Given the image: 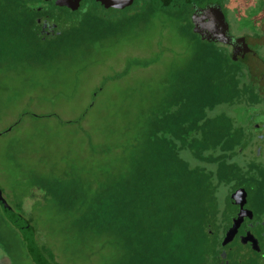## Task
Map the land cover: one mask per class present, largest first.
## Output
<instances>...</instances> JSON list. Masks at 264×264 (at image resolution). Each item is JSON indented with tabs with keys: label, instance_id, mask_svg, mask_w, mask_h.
<instances>
[{
	"label": "trees",
	"instance_id": "1",
	"mask_svg": "<svg viewBox=\"0 0 264 264\" xmlns=\"http://www.w3.org/2000/svg\"><path fill=\"white\" fill-rule=\"evenodd\" d=\"M91 1L95 8L65 9L70 22L60 29L61 13L46 5L0 0V40L27 56L46 57L55 47L68 55L82 41L98 42L105 37L103 32L114 36L118 27L137 32L142 21L149 23L164 13L160 20L175 17L196 52L186 66L175 71V82L163 90L166 96L161 95L149 111L139 109L136 118L122 127L123 138L99 151L101 158L119 162L115 168H105V181L98 185L92 181L85 190L74 181L67 188H56L53 195L61 212L73 215L72 224L85 234L94 232L100 237L116 231L118 242L107 243L117 250L113 264H224L215 226L229 220L230 192L244 181L245 174L258 171L261 164L254 159L264 157V148L257 146L258 85L243 64L230 57L227 46L197 34L189 13L177 0L168 4L162 0L138 4L135 0L124 10L110 8L125 14L115 20L101 15V4ZM42 18L45 23L54 22L56 29L44 33ZM129 55L136 66L149 60L145 52L131 50ZM129 71H120L106 83L127 78ZM102 87L87 112L95 107ZM224 104L238 111L229 107L227 112L216 111ZM36 194L33 200L38 199ZM45 245L39 247L51 264L67 261L51 249V242Z\"/></svg>",
	"mask_w": 264,
	"mask_h": 264
},
{
	"label": "rangeland",
	"instance_id": "2",
	"mask_svg": "<svg viewBox=\"0 0 264 264\" xmlns=\"http://www.w3.org/2000/svg\"><path fill=\"white\" fill-rule=\"evenodd\" d=\"M37 4L61 13L60 29L69 24L67 10ZM81 6L82 10L95 8L91 0H84ZM100 10L111 20L125 15L116 9ZM161 14L149 23L142 21L137 32L118 27L114 36L103 32L105 37L98 42L82 41L68 55L55 47L46 57L27 56L0 40V188L8 203L30 221L39 245L43 248L51 242V249L67 260L64 264H113L117 250L107 243L118 242L119 237L116 231L100 237L79 231L72 224L74 216L61 212L53 195L56 188H67L74 181L85 190L92 181L97 180L96 185L105 181V168L119 162L101 158L99 151L123 138L122 127L136 118L139 109L149 111L161 95L166 96L163 90L175 82V71L195 56L196 47L181 32L176 18L163 17L162 22ZM131 50L145 52L144 58L149 60L137 67L129 55ZM127 68V78L106 83ZM101 85L99 100L87 112ZM261 100L256 113L249 109L256 115L257 127L264 125V87ZM228 107L224 104L216 111L227 112ZM231 110L237 112L238 107ZM259 134H264L262 126ZM257 146L264 148L259 136ZM35 194L38 199L33 200ZM3 254H9L14 264H34L20 233L0 210V256Z\"/></svg>",
	"mask_w": 264,
	"mask_h": 264
},
{
	"label": "flooded vegetation",
	"instance_id": "3",
	"mask_svg": "<svg viewBox=\"0 0 264 264\" xmlns=\"http://www.w3.org/2000/svg\"><path fill=\"white\" fill-rule=\"evenodd\" d=\"M25 1L34 3L38 2L39 0ZM83 1L84 0H82V3ZM45 2L53 4L52 2ZM177 4L180 6L179 1ZM257 4L258 0H185V3H183V5L180 7L185 8L189 13V18L194 25L195 31L197 24L201 21L199 16L202 13L197 12V17L195 18V22H193L194 13L198 9H204L207 6L219 5L221 7L220 15L224 17L229 23L230 33L235 38L253 37V39H260V42L253 46V50L259 55L261 59L258 64H255L257 66H255V71L254 68L252 69L254 73L251 75L247 65L243 64V66L248 72V75H250L249 78L251 77L254 79L253 81L258 85L261 99L262 87H264V12L256 15L252 19L251 13L255 11V6ZM54 7L60 9H69L55 5ZM81 7L82 6H80V8ZM44 20L45 18L40 19L44 33L49 34L51 31L56 29L55 23H45ZM243 21L246 22L243 24ZM255 24H258L257 29ZM198 35L203 37V34ZM227 47L231 52V48L229 46ZM245 59L250 61L249 56L247 55H245ZM261 104H263L262 100L260 101L259 106ZM260 126L264 128V125H258V127ZM259 138L264 139V134H259ZM254 160L257 161L258 164L260 163L261 166L258 168L257 172L245 174L243 177L244 181L240 185H237V187H235V189L230 192L228 205L229 212L231 213L230 218L226 224H221L219 227L215 226V229L218 231L217 233L219 234V238L222 242L223 248H221V253L235 246L237 242H242L241 239L243 238L247 237L250 239V241H248L249 243L245 245L246 247L244 249L242 264H264V157H257ZM238 190L244 191V193L241 192L235 199L236 203H234L231 200V196ZM240 214H242L240 220L236 221L235 219H238ZM234 224H242V226L237 235H234L233 239L229 237L228 242L225 243L226 231L229 230Z\"/></svg>",
	"mask_w": 264,
	"mask_h": 264
},
{
	"label": "water",
	"instance_id": "4",
	"mask_svg": "<svg viewBox=\"0 0 264 264\" xmlns=\"http://www.w3.org/2000/svg\"><path fill=\"white\" fill-rule=\"evenodd\" d=\"M52 2L55 6L66 7L72 11H77L82 3V0H44ZM101 4L104 9H117L124 10L130 7L134 0H95ZM164 4H168L169 0H162ZM180 5L185 3V0H177ZM241 1V0H239ZM255 11L251 13L252 19L264 12V0H258V4L255 6ZM197 12L202 13L199 16L201 20L197 24L196 31L198 34H203V38L209 42L220 43L231 48L230 57L234 61H238L242 64L247 65L250 74L252 75L253 68L256 69V65L261 59L259 55L253 50V46L260 42V39H253V37H241L235 38L230 33L229 23L224 17L220 15L221 7L217 6H207L204 9H198L193 16V22L197 17ZM201 23V24H200ZM256 29L258 24H255ZM203 32V33H202ZM245 55L249 56L250 61L245 59ZM256 66V67H255ZM254 80V79H253ZM244 191L238 190L231 196L232 202H235L236 197ZM0 210L2 211L5 219L20 233L28 255L30 256L34 264H51L48 258L41 251L39 244L36 240V233L34 228L28 222V220L19 212H17L5 199L3 192L0 188ZM242 214H240L237 220H240ZM242 224H234L225 234V243L228 242V238L233 239L234 235H237ZM251 236V235H250ZM252 238V237H251ZM242 242H237L235 246L229 250L223 251L221 253V259L224 264H242L245 245L249 243V238L241 239Z\"/></svg>",
	"mask_w": 264,
	"mask_h": 264
},
{
	"label": "crops",
	"instance_id": "5",
	"mask_svg": "<svg viewBox=\"0 0 264 264\" xmlns=\"http://www.w3.org/2000/svg\"><path fill=\"white\" fill-rule=\"evenodd\" d=\"M4 255H6V254H3V255L0 256V258L2 259V263H3V264H7V262H8L9 264H12V263H11V259H10V257L7 256V255H6L5 257H2V256H4Z\"/></svg>",
	"mask_w": 264,
	"mask_h": 264
}]
</instances>
